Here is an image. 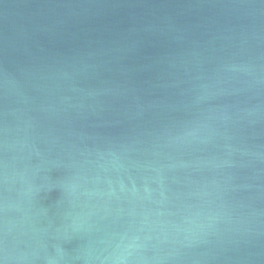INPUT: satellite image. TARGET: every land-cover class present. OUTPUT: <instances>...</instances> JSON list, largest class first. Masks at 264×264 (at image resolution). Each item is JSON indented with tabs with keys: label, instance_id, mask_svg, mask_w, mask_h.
I'll use <instances>...</instances> for the list:
<instances>
[{
	"label": "water",
	"instance_id": "water-1",
	"mask_svg": "<svg viewBox=\"0 0 264 264\" xmlns=\"http://www.w3.org/2000/svg\"><path fill=\"white\" fill-rule=\"evenodd\" d=\"M0 264H264V0H0Z\"/></svg>",
	"mask_w": 264,
	"mask_h": 264
}]
</instances>
